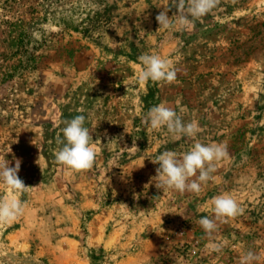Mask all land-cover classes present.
I'll list each match as a JSON object with an SVG mask.
<instances>
[{"label": "rangeland", "instance_id": "1", "mask_svg": "<svg viewBox=\"0 0 264 264\" xmlns=\"http://www.w3.org/2000/svg\"><path fill=\"white\" fill-rule=\"evenodd\" d=\"M172 2L0 0V161L19 159L29 187L0 182V199L24 203L0 224V264H240L249 251L264 264V0H218L184 28H159ZM21 22L34 57L15 55ZM146 53L166 58L176 79L141 84ZM160 103L199 133L177 141L150 130L143 117ZM77 115L97 139L84 171L55 158ZM195 142L228 156L198 193L158 190L151 159ZM221 194L244 211L217 220L209 238L199 219H215Z\"/></svg>", "mask_w": 264, "mask_h": 264}, {"label": "clouds", "instance_id": "2", "mask_svg": "<svg viewBox=\"0 0 264 264\" xmlns=\"http://www.w3.org/2000/svg\"><path fill=\"white\" fill-rule=\"evenodd\" d=\"M217 4L218 0H173L169 7L162 8L156 20L159 28L169 29L177 26L184 28L194 20L207 15ZM173 8L176 11L170 17L168 13ZM138 59L141 64L138 81L141 84L148 81L171 83L176 79V71L166 58L146 53ZM85 120L84 115L65 120L62 138L57 141L62 147L56 153V161L72 171L91 169L97 157L95 147L97 139H93L89 128L85 126ZM143 122L150 130L166 128L177 141L185 137L193 138L200 131L196 121L185 122L175 109L166 106L165 103L151 107L143 117ZM227 156V147L216 143L195 142L188 151L182 154L165 150L151 159V162L158 167L150 182L154 183L158 190L198 193L201 191L202 184L207 183L211 173L215 171V162ZM20 164L19 159L15 161L14 167H11L7 160L0 161V182L14 192L23 193L29 187L18 176ZM212 204L215 219L208 216H202L199 219L200 226L209 238L217 228V220L234 218L244 211L228 194L217 195L212 199ZM23 211V201L16 198L0 199V224L15 220L22 215ZM209 247L213 251L221 250V246L217 243H211ZM256 260H258L257 254L249 251L241 258L240 264H254Z\"/></svg>", "mask_w": 264, "mask_h": 264}, {"label": "trees", "instance_id": "3", "mask_svg": "<svg viewBox=\"0 0 264 264\" xmlns=\"http://www.w3.org/2000/svg\"><path fill=\"white\" fill-rule=\"evenodd\" d=\"M20 32L16 40V52L15 55L19 57H34L33 54L29 51L28 45L30 44V35L27 32V29L30 28L29 24L21 22L19 25ZM33 59H28L29 62H32ZM23 65L21 61L20 66Z\"/></svg>", "mask_w": 264, "mask_h": 264}]
</instances>
